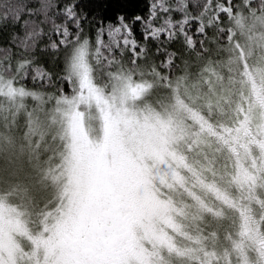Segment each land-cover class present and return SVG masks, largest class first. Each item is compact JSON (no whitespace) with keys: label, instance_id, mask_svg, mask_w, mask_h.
I'll return each mask as SVG.
<instances>
[{"label":"rangeland","instance_id":"1","mask_svg":"<svg viewBox=\"0 0 264 264\" xmlns=\"http://www.w3.org/2000/svg\"><path fill=\"white\" fill-rule=\"evenodd\" d=\"M249 11L250 22L238 23L242 32L235 50L240 64L235 69L233 60L228 64L241 72L234 85L229 77L210 83L205 76V86L180 79L177 90L167 94L150 86L144 71L96 77L94 52L82 38L68 52L72 91L67 97L17 95L12 82L0 77V264H82L73 251L80 212L91 206L103 218L113 204L129 206L130 230L128 249L114 264H190L195 243L181 245L189 231L184 226L205 220L218 230L225 224L222 215H210L218 209L209 202L210 194L216 202L238 208L239 234L246 238L244 242L234 232L223 234L233 251L227 262L251 264L252 251L258 264H264V218L258 225L252 223L243 199L232 198L231 191L219 184L204 183L206 177L199 179L192 164L196 150L213 160V144L205 137V132H213L224 150L218 155L223 165L214 169L222 174L232 166L233 181L245 191V201L255 207V215L261 213L264 2L260 11ZM235 36L233 32L231 41ZM188 99L213 116L225 113L223 105L247 102L243 108L237 105L241 115L234 124L210 130L207 115L192 108ZM49 164L57 165L51 171L58 193L52 211L56 217L34 229L29 223L33 214L29 185H14L15 179L25 167ZM224 236L216 235L212 242L227 246Z\"/></svg>","mask_w":264,"mask_h":264},{"label":"trees","instance_id":"2","mask_svg":"<svg viewBox=\"0 0 264 264\" xmlns=\"http://www.w3.org/2000/svg\"><path fill=\"white\" fill-rule=\"evenodd\" d=\"M105 2L107 3V0ZM149 2L150 0H112V7L106 14L103 13L102 8H89L85 9V11L94 14L97 19L102 14L111 19L114 13L121 12L131 22V17L134 15H147L146 9ZM190 2L195 5L194 11H190L184 7V5ZM263 2L264 0H231V7L226 8L224 0H184V5H177L184 13L183 21L172 20L170 22L171 26L167 23L162 25L170 36L172 33H175L174 39H171L170 42H164V37H160V43L148 40L146 42L147 51L144 52L137 51L136 53H132L130 50L124 51L123 49L117 51L114 45L94 43L89 40L90 34L87 26L85 27L84 35L80 38L88 40L91 50L94 52L92 64L96 77L99 76V73L105 74L114 71H123L125 73L131 71L134 75L136 72L139 74L144 71L147 79L150 81V86L153 85L162 89L163 93L167 94L170 91L177 90L176 85L177 82L180 83V79L185 80V82L191 80L193 83L196 82L200 86H205L206 84H202L205 76L208 78V81L210 80V83H218L224 78L227 79L229 77L234 85L236 81L239 82V77H241V72L237 68L236 71L233 70L236 65L239 66L240 64L239 54L235 47L242 32L238 23L241 20L242 23H249L248 14L251 13L249 9L260 11ZM13 3H15V0H13ZM169 3L170 0H160L158 8L161 6L167 7ZM21 31L22 28L13 29L11 21L0 24V49L7 48V44L14 33ZM133 32L135 39L139 43H145L139 24L133 26ZM233 32L236 33V36L232 40L234 41L232 43L231 37ZM237 32L239 33L238 35ZM51 39L55 41L56 37L53 36ZM65 39L67 41V48H62L58 54L50 51H40V46L48 44V39L41 41L40 46H37L28 55H24L23 53L17 55L15 49L0 53V77L5 82H12L13 91H16L17 95L27 97L31 95H41L43 97L50 95L52 98L54 97L59 100L64 96L67 97L72 91V81L67 75L66 66L68 52L71 46L79 39H76L75 36L71 39L67 37ZM232 46L233 49L231 48ZM158 48L160 51L157 55L156 50ZM137 57L143 58L137 59ZM232 60L234 67L231 70V65L229 66L228 64ZM182 99L185 101L184 97ZM187 101L192 108L207 115V128L210 130H217L220 127L234 124L235 121L239 120L241 115L240 111H238L239 113L237 112V105L240 104V107L243 108L247 102L243 100L236 103L238 101L236 100L232 106L223 105L225 113L221 116H213L202 104L191 102L190 99ZM27 102H29L28 99ZM205 135H207L205 136L207 141L210 140L214 147V150L210 152V154L213 152V160L208 159L206 155L208 153L200 155V151L196 150L193 155L195 159L192 161V164L198 173V178L202 179V176L203 178L206 177L203 180L204 183L209 180L212 183L219 184L226 192L230 193L231 191L230 195L232 198L243 199L247 203L248 217L252 218V223L257 222L258 225L259 221L264 218V202L260 205L261 213L255 215V207L252 209L248 201L246 202L244 199L245 195L242 192L245 191L233 181V167L227 166L224 173H217L214 167L218 163L223 165L222 158L220 161L218 157L221 153L224 154L223 146L216 140L213 132L207 131ZM196 141L199 143L197 139ZM56 167L57 165L50 164L45 168L25 167L21 170L19 178L15 179L16 184L14 185L18 183L21 186H26L27 183L29 185L33 207V214L29 219V223L34 229L39 228V225L43 226L45 222H51L56 217L52 211L56 208L58 193L52 179L53 173L51 172L52 170L54 172ZM4 173L7 174L5 171ZM235 187L237 188L236 190ZM210 193L208 192V194ZM213 197L214 195L210 194L209 202L212 200V203L217 205L218 209L217 212L211 210L213 213H210V215H213V217L222 215L226 218L225 224L222 223L223 226L218 230L214 225L209 226L205 220L195 223L194 226H184L186 231H189L187 236H184L182 239L183 243L181 245L195 243L194 259L190 261V264H228L227 256L233 253V251L232 248L228 250L231 244H229L227 237L223 235L224 233L230 234L234 232L238 240L239 238L242 241L244 240V242L246 240L243 234H239L240 218L238 216V208L226 202H216L215 197ZM196 212H199V210ZM41 221H44V223L41 224ZM222 229L223 232L219 234L217 231ZM263 231L262 235H264ZM183 235L185 234L183 233ZM216 235L224 236L227 240V246H223L222 248L217 247L215 242H212V238ZM193 237H195V240ZM238 240L236 244H238ZM251 252L248 251L251 264H258L259 260H257V256H252Z\"/></svg>","mask_w":264,"mask_h":264},{"label":"snow or ice","instance_id":"3","mask_svg":"<svg viewBox=\"0 0 264 264\" xmlns=\"http://www.w3.org/2000/svg\"><path fill=\"white\" fill-rule=\"evenodd\" d=\"M224 3L226 8L231 7V0H224ZM159 4L160 0H150L147 15H134L129 22L121 12L114 13L111 19L103 14L97 19L94 14L85 11L102 8L106 14L112 7V0H107V3L105 0H15V3L13 0H0V24L11 21L13 29L22 28L21 32L14 33L7 48L0 49V53L15 49L17 55H28L40 46L41 41L48 39V44L40 46V51L58 54L62 48H67L65 38L75 36L79 39L84 35L86 26L89 40L94 43L114 45L117 51L144 52L147 51L148 40L160 43V37H164V42L174 39L175 33L170 36L162 25L167 23L171 26L172 20L183 21L184 13L177 5H184V0H170L167 7L158 8ZM184 7L190 11L195 9L191 2ZM136 24H139L144 37L143 44L135 39L133 26ZM53 36L55 41L51 39ZM88 42L85 40V44ZM159 51L158 48L157 55Z\"/></svg>","mask_w":264,"mask_h":264},{"label":"flooded vegetation","instance_id":"4","mask_svg":"<svg viewBox=\"0 0 264 264\" xmlns=\"http://www.w3.org/2000/svg\"><path fill=\"white\" fill-rule=\"evenodd\" d=\"M128 210L129 206L121 209L113 204L107 216L101 218L91 206L85 207L77 219L73 240L75 258L82 264H114L119 260L128 249Z\"/></svg>","mask_w":264,"mask_h":264}]
</instances>
